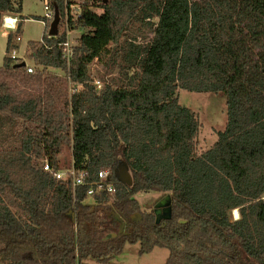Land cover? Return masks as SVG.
<instances>
[{
	"label": "trees",
	"instance_id": "trees-1",
	"mask_svg": "<svg viewBox=\"0 0 264 264\" xmlns=\"http://www.w3.org/2000/svg\"><path fill=\"white\" fill-rule=\"evenodd\" d=\"M48 1L62 26L66 1ZM82 1L68 28L89 32L69 65L55 46L66 31L48 37L51 21L28 43L34 75L13 63L7 36L0 116L21 130L18 148L0 150V264H111L126 243L140 254L168 250L165 264H264V0ZM21 3L0 0V20L20 18L16 35ZM103 54L119 77L97 89L88 66ZM48 69L63 73L57 84ZM40 82L45 94L32 90ZM68 83L82 88L69 95ZM179 89L225 97V128L200 154L199 123ZM58 104L69 113L72 160L108 170L111 196L88 203L85 188L43 170L45 162L58 169ZM121 165L130 187L115 177ZM148 192L170 196V220L156 224L152 210L142 212L134 197Z\"/></svg>",
	"mask_w": 264,
	"mask_h": 264
},
{
	"label": "rangeland",
	"instance_id": "rangeland-1",
	"mask_svg": "<svg viewBox=\"0 0 264 264\" xmlns=\"http://www.w3.org/2000/svg\"><path fill=\"white\" fill-rule=\"evenodd\" d=\"M82 0H66V3L71 4L74 9L81 7ZM75 5L76 8H75ZM43 2L42 0H23L22 1V14L23 20L20 24V30L18 35L21 37V41L18 43L14 42L15 33L6 30L5 28H0V67L2 65L3 57L5 56V46L7 41V36L12 34L13 44L16 46L19 54H23L25 62L31 64L32 60L29 59L28 43L38 42L44 32V26L41 22L43 18ZM96 4L92 11L101 13V10ZM58 28L62 26L58 25ZM145 32L144 29L141 28ZM68 39L72 44L73 48L77 45L78 38L83 33H88L89 30L77 28L75 30H70L68 28ZM143 32V33H144ZM66 34V33H65ZM66 36V35H65ZM150 36L148 35V38ZM137 43L146 42L142 36H137ZM106 54H103L99 60L95 59L89 66V76L93 82L95 79H99L101 82H109L117 79L119 76V67L115 66L113 68L107 69L104 67ZM40 69V68H39ZM41 70V69H40ZM37 73V70H36ZM35 73V74H36ZM46 77H54L53 84H57L56 80L63 76L60 70L48 69L45 74ZM34 75V74H33ZM20 84H17L19 89H15L14 93L17 94L21 90ZM32 90L46 93V84L40 82L39 85H33ZM81 90V89H80ZM69 94V92H68ZM177 100L181 106L190 108L196 115V120L199 123V130L196 134V146L195 152L200 154L210 148L217 141V133L222 132L226 124V101L223 94L212 93V92H191L185 90H177L176 92ZM59 105V104H58ZM58 119H60V124H62L61 134L59 137V148L58 152L55 154L54 159L56 161L58 169H66L72 162L71 155V145L70 142V123H69V113L64 106L59 105L56 112ZM21 127L19 125H13L6 116H0V150L4 149H14L20 146L19 143V132ZM166 195L159 192H148L136 194L134 199L138 201L140 209L142 212H149L153 209L154 204L160 199L164 198ZM86 202L91 203L92 198H87ZM232 213V219H234ZM140 215H136L134 220H139ZM139 245L124 244L123 252L118 255V257L111 260V264H165L167 258L169 257V251L155 246L150 253L140 254Z\"/></svg>",
	"mask_w": 264,
	"mask_h": 264
},
{
	"label": "built area",
	"instance_id": "built-area-1",
	"mask_svg": "<svg viewBox=\"0 0 264 264\" xmlns=\"http://www.w3.org/2000/svg\"><path fill=\"white\" fill-rule=\"evenodd\" d=\"M66 1V0H65ZM43 2V18L41 22L43 23L44 28L48 25L49 21H52L54 13L51 7V4L48 0H42ZM77 5H75L76 8ZM65 17L62 22V28L66 31L65 39L61 42H58L55 46L58 47L62 52V57L66 61V64L69 65L70 61L73 57V46L68 39V24L70 22H75L76 19L80 18V7L78 9H74L71 4H67L65 2ZM20 22V18L17 15L11 13H4L1 16L0 20V28L3 27L6 30L11 31V33H15ZM49 27V26H48ZM45 30V29H44ZM48 30V28H47ZM48 34V32H47ZM50 37V36H48ZM21 41V37L16 35L14 37V42L18 43ZM41 41V39L39 40ZM46 47V46H45ZM50 49L51 47H46ZM9 57L13 61L14 64L20 65L21 62H25L23 54H19L17 48H13L9 54ZM26 70V73L29 75L35 74L36 69L34 68L33 63L27 64L23 66ZM103 82L99 79H95L92 82V85L97 89L102 87ZM69 87V95H73L80 91L82 86L76 85L74 86L71 83H68ZM43 170L49 173L54 179L59 182L66 183L71 186L72 190L76 188L83 187L85 188V196L87 198H93L98 196V194H104L106 196H111L115 192V181L110 178V172L105 169H94L89 167L86 162H82L79 166L75 165L72 160L71 164L64 170L62 169H53L49 167L47 162L43 165Z\"/></svg>",
	"mask_w": 264,
	"mask_h": 264
},
{
	"label": "water",
	"instance_id": "water-1",
	"mask_svg": "<svg viewBox=\"0 0 264 264\" xmlns=\"http://www.w3.org/2000/svg\"><path fill=\"white\" fill-rule=\"evenodd\" d=\"M53 19L48 27V36L56 37L58 32V25L60 22V15L57 11V8H53ZM25 62L20 63V67H23ZM115 177L119 180L120 183L130 187L132 185V177L130 176L129 171L123 165L119 166L115 171ZM171 198L169 195H166L164 198L157 201L153 206V213H155V223L158 224L162 220H170L171 219ZM124 223H121L118 233L122 232Z\"/></svg>",
	"mask_w": 264,
	"mask_h": 264
},
{
	"label": "bare ground",
	"instance_id": "bare-ground-1",
	"mask_svg": "<svg viewBox=\"0 0 264 264\" xmlns=\"http://www.w3.org/2000/svg\"><path fill=\"white\" fill-rule=\"evenodd\" d=\"M233 211V215L235 216L234 219L239 218V213L236 209L232 210Z\"/></svg>",
	"mask_w": 264,
	"mask_h": 264
},
{
	"label": "crops",
	"instance_id": "crops-1",
	"mask_svg": "<svg viewBox=\"0 0 264 264\" xmlns=\"http://www.w3.org/2000/svg\"><path fill=\"white\" fill-rule=\"evenodd\" d=\"M22 1H23V0H22ZM21 9H22V3H21ZM21 11H22V10H21ZM20 14H21V16H24V14H22V12H21ZM24 20H25V19H24ZM24 20H23V22H24ZM23 22H22V23H23ZM75 29H77V28H75ZM75 29H74V30H75Z\"/></svg>",
	"mask_w": 264,
	"mask_h": 264
}]
</instances>
